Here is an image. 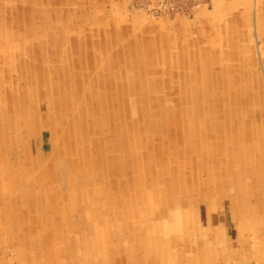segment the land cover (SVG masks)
Wrapping results in <instances>:
<instances>
[{"label":"bare ground","instance_id":"obj_1","mask_svg":"<svg viewBox=\"0 0 264 264\" xmlns=\"http://www.w3.org/2000/svg\"><path fill=\"white\" fill-rule=\"evenodd\" d=\"M69 1L25 0L20 20L28 26L23 34L7 33L5 41L15 37L31 51L20 58L11 47L0 48L5 54L0 56V160L10 169L2 183L18 190V205L8 211L16 209L28 225L17 223L5 231H23L17 245L32 231L46 232L25 244L40 250L28 255L34 262L60 264L65 252L71 264H232L229 254L216 248L224 236L212 221L219 202L228 201L247 226L237 249L242 264H264V257L250 250L257 234H248L256 229L263 237L264 133L245 73L218 72L211 64L199 72V64L191 63V69L183 64L190 72L181 75L182 95L168 106V96L154 94L171 93L175 83L160 80L155 71L165 62L159 54L165 51L158 50L154 38L140 43L129 31L118 33L119 21L113 27L112 16L91 14L85 18L112 42L71 44L69 25L60 21L58 29L49 9ZM10 19L13 23L15 17ZM76 34L81 38L80 31ZM91 54L99 55L98 66L86 70L84 59ZM129 66L137 70L123 72ZM16 70L18 75H12ZM46 135L50 151L43 153L34 139ZM17 164H25L21 175ZM65 180L72 196L58 188ZM203 212L207 237L200 227Z\"/></svg>","mask_w":264,"mask_h":264},{"label":"rangeland","instance_id":"obj_2","mask_svg":"<svg viewBox=\"0 0 264 264\" xmlns=\"http://www.w3.org/2000/svg\"><path fill=\"white\" fill-rule=\"evenodd\" d=\"M24 1L25 0H0V21L2 22L5 19L6 23L8 22V24H6L4 26H3V23L2 24L0 23V41H1L0 48L2 47V45L11 47L10 49L12 50V53L15 54V57H17L16 55H20V58L25 57L26 53L28 54L31 51L29 46H25L24 43L22 44L21 41L16 39L15 37L11 38V39L8 38V41H5V39L7 37L6 36L7 33L8 34L12 33L14 35L15 32L16 33L21 32L23 34L25 31L24 29H26V26H28V24H26L28 22L27 20H23V21L20 20L22 18V17H20V15L21 16L24 15L25 7H26L25 5L27 4ZM70 1L68 4H64L62 6H56L58 4L53 3L49 6V9L54 11L53 12V20H55L58 23H60V21H61V23L62 24L64 23V25H69L68 30L70 31L69 34H70V38H71L70 39L71 44L74 43V45H77V43H75V42L78 41V42H80L81 45L83 44L82 46H84V45L87 46V44H93V43L101 42L103 40V38L108 42H110V41L112 42V40H110L111 37H109V36L106 37L105 35L103 37L101 34H104V32H102L100 28H99L100 32L98 31V28H97L98 24L94 25V22L89 19L93 14L99 15V17H101V16L106 17V19L109 16H112V19L110 20V24H112L113 27H114L115 22H116L115 20L119 21L120 28L118 29V33H122L123 35H127V34H129L128 33V31H129V32H131L129 34L130 38L132 37L131 35H136V36H138L140 43H141V41L143 43L144 42L146 43V40H145L146 37H153L154 38V41H156L158 44L157 45L158 50L165 51V52H162V54L159 53L161 55V57H163L165 62H161L160 66H158V65L155 66V68H156L155 71L158 72L159 74L161 73L159 76L160 80H162V81H165V80L168 81L169 80V82H171L173 84L175 83V84H174V87H171V88L169 87V89L172 90L171 93L168 92V90H165V91L160 92V94H158V93L154 94V92H153V94L155 96H159L160 98H163V99H166L164 97L168 96V98H167L168 101L166 103V105H168V106H172L174 99H179V97L182 95L179 92L180 89H184V88H181L182 84H180L181 83L180 80L182 78L181 75L183 72H190L189 70L186 71L183 69V64L188 65V68L186 67L187 69H191V65H190L191 63H192V66H194L195 64H199L200 65L199 66V68H200L199 72H204L205 69L207 68L204 66L205 65L209 66L210 64L212 66H214V69L218 72L219 71L234 72L235 70H239V71L242 70V72L245 73V76L247 79V84H246L247 90H248L247 92L251 94V98L253 97L252 98L253 107L252 106L251 107L254 109V113L257 114L258 122H259L261 128L263 129V133H264V103H263L264 102V0H255V1L254 0L253 1L252 0H245V1H242V0H215V2H213L214 0H123V1L122 0H115V1L114 0H106V3H105V0H70ZM116 1H118V2H116ZM246 1L248 2V4ZM102 2H104V3H102ZM112 2H114V3H112ZM234 2H236V3H234ZM253 2H254V4H253ZM205 4L208 6L206 7ZM112 5H113V7H112ZM90 6L93 8H91ZM97 6H99V7L97 8ZM101 6H103V7H101ZM116 6H118V7H116ZM248 6H250V7H248ZM251 6L253 9H251ZM79 7L82 8L81 9L82 11L80 10ZM124 7H125V9H124ZM112 8L113 9L115 8V9L113 10ZM213 9H214V11H213ZM65 10H66V12H65ZM3 11L5 12L4 15L2 14ZM68 11H69V13H68ZM127 11H128V15H127ZM129 11L131 14L129 13ZM206 11H207V13H206ZM247 11H249V12H247ZM12 12L14 13V15ZM208 12H209V14H208ZM6 13H7L8 17H6V15H5ZM64 14H65V17H64ZM252 14L254 17L252 16ZM87 15L88 16L90 15L89 18H85ZM131 15H133L134 17ZM12 16L15 17L13 23L11 22V19H10V17H12ZM80 16H81V18H80ZM140 16H142V18ZM237 17H239V19ZM167 20H168V22H167ZM84 21H85V23H84ZM61 23L59 24L58 29L62 28ZM248 23H249V25H248ZM18 24L20 25L21 28H19ZM120 24H123L124 26L120 25ZM24 25H26V26H24ZM11 28H12V30H11ZM250 28L251 29L253 28V29L251 30ZM20 29H22V30H20ZM146 30H148V31H146ZM79 31L82 33L81 34L82 36H81V38L78 39V37H77L78 35L76 33L77 32L79 33ZM123 31H124V33H123ZM223 31H225V32L223 33ZM46 32H48V34H49L50 30H46ZM73 32H75V33H73ZM232 35H233V37H231ZM129 36H127V37L129 38ZM208 37H209V39H208ZM42 40H44V39H42ZM172 41H173V43H172ZM180 41H183L185 44L183 42H182L183 45L180 44L181 43ZM159 42H160V45H159ZM177 42H178V44H177ZM177 45L179 47H177ZM31 48H32V44H31ZM66 48H67V46H66ZM248 48H249V50H248ZM187 49H188V51H187ZM16 50H18V51H16ZM28 50H29V52H28ZM64 52H67V51H64ZM197 52H200L201 54L198 55L197 58H194V55ZM219 53H220V55H219ZM153 54H155L154 51H153ZM4 55H5L4 53L0 54L1 57ZM71 55H72V53H71ZM73 55H75V53H73ZM157 55H158V53L156 54V56ZM160 55H158L157 57H160ZM13 56H12V58H13ZM65 56H67V55H65ZM88 58H85L84 63H83V64H85L86 70H89V68L94 69V65L96 63H98L99 55L93 56L91 54L90 56H88ZM146 58L147 57H145V59ZM94 59H96V60L94 61ZM209 59H210V61H209ZM189 61H190V63H189ZM90 65H92V66H90ZM96 65L98 66V64H96ZM124 69H123V72H125V71L135 72L137 70V68L134 69V67H130V66L124 67ZM248 69H250V70H248ZM209 70L210 69H207V71H209ZM244 70H247V71H244ZM18 72H20V70H16V72H12V75L16 76V75H18ZM172 74H174V76H176V77H171ZM261 81H262V85H261ZM164 87H165V85H164ZM227 90H226V92H227L228 96L230 97V100L232 101L234 94L229 90V87H227ZM175 95H177V96L175 97ZM255 101H257V103ZM47 139H48L47 135L44 137L38 136L37 138L34 139V140H36L34 145L36 146V148H38L43 153L44 152L47 153L50 151V147H49L50 145H49ZM41 140H42V142H41ZM22 167H25V164H24V166H21L20 164L16 165L15 171L17 172V175L22 174V170H21ZM5 168H6L5 163L3 162V160H0V196L3 195L4 193L9 195V198H4L3 196L0 197V264H46V263L47 264H56L55 261H52V259L51 260H45V262H44V260L38 259V261L34 262L31 258V256L28 257V255H30V253L31 254H36V253L41 254V252L39 249L35 250L38 247H35V249H33L32 247H31L32 248L31 249L28 246L26 247L25 246L26 242H28V240H30V239L32 241H34V239L36 237H38V235H42L46 232H44V231H42V232L41 231H39V232L32 231L31 233H29L31 235H28L27 238H25V241L22 240V242L21 241L19 242L20 245L22 243V245L20 246V245L16 244V242H17L16 239L18 240L19 237H22L23 231L11 230V229L9 231H5V228H8V226H16L17 223H24L27 225L25 217L19 216L16 213V209L14 211H8L10 209V208H8V206L14 205V204L18 205L14 201H17L20 198L16 196L17 195L16 191H18L17 189H16V191H13V189H11V188L8 189L9 187H7L5 183H2V182H6L5 178H6V176L9 175L10 169H5ZM2 186H3V188H2ZM58 188L60 190L62 188L61 191L65 190V192H67V194H69V195H71V193H72V191L69 190L70 187H68L66 184V180L64 183L63 182L60 183L58 185ZM6 207L8 208L7 210H6ZM238 207L242 208L241 205H239ZM217 210H218V212H217ZM217 210H216V213H214L212 216V219H213L212 221L216 227H220L222 229V236H224V237L217 240L218 245L216 246V248L218 250L219 249L222 250L223 253L226 252L227 254H229V255H227V256H230L228 259L229 263L231 262L232 264H234V263L235 264H242L243 261L241 260V256L238 253V251H239V249L241 250V248H242V245H241L242 238H244V236H245L243 234V232L247 226L245 224H243V223H245L244 221H241L242 216L240 217L237 212L234 213V210L237 211V209L236 208L230 209L228 201L219 202ZM241 211H242V209H241ZM204 212H203V217L200 219V224H201L200 227L204 229L205 237H207L206 231H209L210 227L207 226V223H206L207 219L205 217ZM3 215H4V217H3ZM234 216H235V218H234ZM5 217H7L8 220L5 219ZM30 222L36 223V217H32V221H30ZM260 225L263 228L262 233H263V237H264V218L260 221ZM253 233L255 235L257 234V236H253ZM248 234L253 236L252 241H251L250 250L252 249L253 253H254V251H256V253H257V255L255 253L256 257L257 256L264 257V254H263L264 249H262V248H264V245H263L264 238L262 237V234L258 235V231L256 232V229L254 231L251 230L250 233H248ZM197 240H198V238H195V241H197ZM127 243H128V241L124 240L123 244H127ZM60 248H61V246H60ZM237 249H238V251H237ZM52 251L54 252L53 249H52ZM61 251H63V248L61 249ZM55 253H56V251H55ZM64 253L65 252H61V254L63 255V256H61V260H63V261L60 264H71V260L68 258L67 254L64 255ZM24 257H26V258L28 257L27 260H23ZM222 260L228 262L225 259V257ZM252 264H257V262L253 261Z\"/></svg>","mask_w":264,"mask_h":264}]
</instances>
